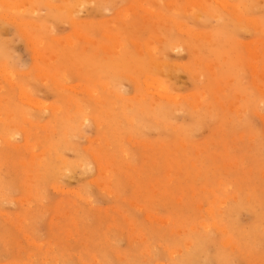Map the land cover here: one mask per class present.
Segmentation results:
<instances>
[{"label": "rangeland", "instance_id": "374dc122", "mask_svg": "<svg viewBox=\"0 0 264 264\" xmlns=\"http://www.w3.org/2000/svg\"><path fill=\"white\" fill-rule=\"evenodd\" d=\"M21 1L0 264H264V0Z\"/></svg>", "mask_w": 264, "mask_h": 264}, {"label": "bare ground", "instance_id": "6f19581e", "mask_svg": "<svg viewBox=\"0 0 264 264\" xmlns=\"http://www.w3.org/2000/svg\"><path fill=\"white\" fill-rule=\"evenodd\" d=\"M23 1V0H22ZM22 1L19 3V4H22ZM25 1V0H24ZM28 1V0H27ZM80 1V0H79ZM16 3H18V1H15ZM26 2V1H25ZM24 2V4H26ZM81 2V1H80ZM11 3V2H10ZM13 3V2H12ZM11 3V4H12ZM70 4V3H69ZM9 5V4H8ZM7 5V6H8ZM15 5V4H14ZM14 5H11V6H14ZM28 5V4H27ZM71 5V4H70ZM26 6V5H25ZM50 6V5H49ZM51 6L53 7V5L51 4ZM75 6V5H74ZM16 7V6H15ZM14 7V8H15ZM22 7V6H21ZM21 7H19V8H21ZM27 8L29 7V6H26ZM55 7V6H54ZM72 7V6H71ZM9 8H12V7H10V5H9ZM18 8V7H17ZM67 8H69V5L67 6ZM24 8H21V10H23ZM72 9V8H71ZM15 10V9H14ZM19 10V9H18ZM25 11V10H24ZM23 12V11H22ZM81 37H83V35H81ZM106 37H107V35H106ZM113 38V37H112ZM115 39V38H114ZM114 39L112 40V41H114ZM110 40V39H109ZM115 42V44H113V46L115 47V45L117 44V42L116 41H114ZM118 42L120 43V40H118ZM118 45V44H117ZM149 45V44H148ZM118 46H120V45H118ZM117 46V47H118ZM147 48V47H146ZM150 48H151V46H150ZM149 49V48H148ZM114 50V49H113ZM37 51V50H36ZM38 52V51H37ZM149 53H150V51H149ZM39 56V55H38ZM37 57V56H36ZM40 58H41V56H40ZM43 58H44V56H43ZM36 59H38V58H36ZM45 59V58H44ZM46 60V59H45ZM44 61V60H43ZM54 79V78H53ZM56 82V81H55ZM163 87V86H162ZM161 90H163V88H160ZM91 94V93H90ZM60 108V107H59ZM59 110V109H58ZM57 112V111H56ZM57 113H59V112H57ZM27 121V120H26ZM27 123V122H26ZM9 141V140H8ZM11 142V141H10ZM10 145V144H9Z\"/></svg>", "mask_w": 264, "mask_h": 264}]
</instances>
